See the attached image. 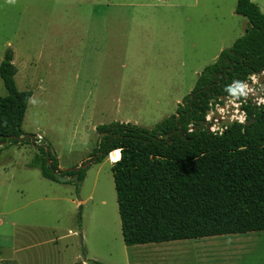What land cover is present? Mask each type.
<instances>
[{
    "label": "rangeland",
    "instance_id": "374dc122",
    "mask_svg": "<svg viewBox=\"0 0 264 264\" xmlns=\"http://www.w3.org/2000/svg\"><path fill=\"white\" fill-rule=\"evenodd\" d=\"M253 1L264 12V0ZM236 5L0 0V63L12 49L17 86L33 91L24 131L49 141L71 168L93 157L98 125L152 128L176 114L204 69L250 27ZM259 79L239 92L264 104ZM7 94L0 76V97ZM207 115L213 131L228 115L245 122L235 98ZM37 151L33 142L0 143V264H264V230L128 246L109 159L87 166L78 192L75 182H54L31 167Z\"/></svg>",
    "mask_w": 264,
    "mask_h": 264
},
{
    "label": "trees",
    "instance_id": "16d2710c",
    "mask_svg": "<svg viewBox=\"0 0 264 264\" xmlns=\"http://www.w3.org/2000/svg\"><path fill=\"white\" fill-rule=\"evenodd\" d=\"M236 13L247 17L250 27L204 69L193 97L187 96L176 114L152 128L120 121L97 126L99 140L90 157L98 155L101 162L120 150L112 172L128 246L264 230V104L245 100L238 86L264 72V12L253 0H237ZM17 70L8 49L0 63L8 90L0 97V143L32 144L29 138H11L28 135L22 125L33 95L18 88ZM231 98L240 99L245 122L196 129L210 109ZM35 143L30 166L50 180L69 177L79 192L87 167L63 170L49 141L36 137Z\"/></svg>",
    "mask_w": 264,
    "mask_h": 264
},
{
    "label": "water",
    "instance_id": "95a60500",
    "mask_svg": "<svg viewBox=\"0 0 264 264\" xmlns=\"http://www.w3.org/2000/svg\"><path fill=\"white\" fill-rule=\"evenodd\" d=\"M263 80H264V73H263V74H260L259 83L263 84ZM191 96L193 97V94H191ZM227 100H228V99H227ZM236 101H237V102H240V99H239V98H236ZM215 113H218L217 110H215ZM178 117L180 118L181 116L179 115ZM236 121H238V119H228V120H226L225 122L219 124V127L222 128V127L225 126V125H232V124L235 123ZM247 123H248V122H247ZM202 126H205L209 131H212V128H211V127H212L213 125H212L208 120H204V121H202L201 123H199L196 129H199V128L202 127ZM181 134L184 135V134H185V131L182 130V131H181ZM11 138H18L20 141L29 138V139L31 140V142H33L34 144H36V143H35L36 135H34V134L22 135V136H19V137L15 136V135H12ZM40 138H41V137H40ZM1 143H3V142H1ZM48 150H49V149L47 148V152H48ZM97 159H98V155H95V156H93L92 158H90V159L84 161L81 165H79V166H77V167L64 168L63 170H66V171H73V170H75V171H77V170H80V169L83 168V167L90 166L92 163L96 162ZM50 162H51V161H49V163H50ZM77 178H78V174H75V175L72 177L73 180H77ZM59 180L62 181V182H67V181L69 180V178L66 177V176H59ZM80 235L83 236L82 233H81Z\"/></svg>",
    "mask_w": 264,
    "mask_h": 264
},
{
    "label": "crops",
    "instance_id": "0c3cea01",
    "mask_svg": "<svg viewBox=\"0 0 264 264\" xmlns=\"http://www.w3.org/2000/svg\"><path fill=\"white\" fill-rule=\"evenodd\" d=\"M117 150H119V149H115V150H113V151H117ZM112 151V152H113ZM120 151V150H119ZM110 154H111V152H110ZM110 154L106 157V158H108L109 159V161L112 163V165H113V163L114 162H112V160H111V158H110ZM90 156V155H89ZM89 158V157H88ZM105 158V159H106ZM83 163V162H82ZM81 163V164H82ZM81 164H77L76 166H79V165H81ZM60 167L62 168V169H64V168H67V166L66 167H64L61 163H60ZM50 180V179H49ZM55 182V181H54ZM55 199H58V200H61V199H66V197H64V196H61V195H58V196H55L54 197ZM91 198V197H90ZM71 201H73V202H75L76 200L75 199H70ZM86 201V199H82V197H78L77 198V203L78 204H80V203H84ZM2 224V220H0V225ZM15 224V223H14ZM164 243V242H163Z\"/></svg>",
    "mask_w": 264,
    "mask_h": 264
},
{
    "label": "built area",
    "instance_id": "2783aa9c",
    "mask_svg": "<svg viewBox=\"0 0 264 264\" xmlns=\"http://www.w3.org/2000/svg\"><path fill=\"white\" fill-rule=\"evenodd\" d=\"M260 76V74H253V75H251L250 77H249V81H248V83L250 84V85H252L253 86V84H252V81L254 82V83H257V80H258V77ZM248 83H247V85H248ZM241 85H243V84H238V86L240 87ZM246 100V99H245ZM258 105H261V103H258ZM243 113H244V119H245V117H246V113L243 111ZM228 118L229 119H234V116H230V115H228ZM208 119V121L210 120V118H209V116L207 115V118H206V120ZM238 121H243V120H238ZM213 127V126H212ZM220 128V127H219ZM224 128H227V125H225V126H223L222 128H220L221 130H223ZM212 131H213V129H212ZM215 131V130H214Z\"/></svg>",
    "mask_w": 264,
    "mask_h": 264
},
{
    "label": "bare ground",
    "instance_id": "6f19581e",
    "mask_svg": "<svg viewBox=\"0 0 264 264\" xmlns=\"http://www.w3.org/2000/svg\"><path fill=\"white\" fill-rule=\"evenodd\" d=\"M110 158H111L112 162H116L117 160H119V158H120V151L117 150V151L111 152Z\"/></svg>",
    "mask_w": 264,
    "mask_h": 264
},
{
    "label": "flooded vegetation",
    "instance_id": "af4514ba",
    "mask_svg": "<svg viewBox=\"0 0 264 264\" xmlns=\"http://www.w3.org/2000/svg\"><path fill=\"white\" fill-rule=\"evenodd\" d=\"M253 101V100H252Z\"/></svg>",
    "mask_w": 264,
    "mask_h": 264
}]
</instances>
